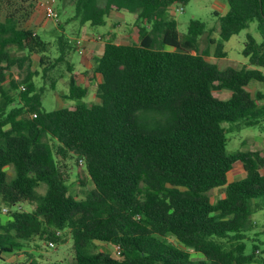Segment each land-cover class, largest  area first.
Returning <instances> with one entry per match:
<instances>
[{
  "label": "trees",
  "instance_id": "trees-1",
  "mask_svg": "<svg viewBox=\"0 0 264 264\" xmlns=\"http://www.w3.org/2000/svg\"><path fill=\"white\" fill-rule=\"evenodd\" d=\"M34 1L0 0V214L5 204L11 215L0 219V256L25 252L34 260L27 250L34 238H70L76 264H264V246L250 250L246 240L264 201V156L228 149L235 127L264 131V91L247 87L264 82V0H226L227 11H215L220 47L255 19L262 37L247 34L248 62L226 69L200 51L210 33L205 23L192 19L185 34L178 30L169 8L190 0H70V20L81 27L106 25L113 11L135 15L138 41L108 39L97 58L102 80L91 104L67 59L65 35L51 58L50 42L24 26ZM14 49L39 54L44 78L65 63L67 98L76 104L42 110L44 87L32 74L10 85L17 94L2 87ZM57 154L83 159L94 184L84 198L71 191ZM237 162L245 174L230 180ZM221 187L225 195L213 201L209 192Z\"/></svg>",
  "mask_w": 264,
  "mask_h": 264
},
{
  "label": "rangeland",
  "instance_id": "rangeland-1",
  "mask_svg": "<svg viewBox=\"0 0 264 264\" xmlns=\"http://www.w3.org/2000/svg\"><path fill=\"white\" fill-rule=\"evenodd\" d=\"M43 1L46 0H35L33 2L31 16L24 22V26L34 29L36 33L43 35L50 42L49 56L51 58L56 57L58 54L57 42L60 34L63 33L65 35L68 40L67 59L73 66L83 71L85 67L83 63L88 66L91 65V67H87L88 70L86 72L84 71V75L79 76L77 74L80 82H84L90 89L84 100L90 104L98 101L96 92L100 81L94 76V68L104 43L108 39H113L121 43L135 42L138 36L137 29L129 26L132 25V22L130 24L127 23L129 21L125 23L123 13L126 11H114L110 17V21L108 19L107 25L91 27L90 23H87V26L91 28L89 30L86 24L81 27L77 22L70 20L73 14V8L68 5L70 0L54 1V7L58 13V20H54L46 14V10L42 4ZM226 4V0H190L186 4H174L169 8L170 14L178 23V30L181 34H185L188 31V26L192 19H198L205 23L210 33L203 35L201 38L200 51H204L206 59L216 63L220 69H226L228 66L240 67L248 62V58L243 55L247 34L250 33L258 41H262L258 29V21L255 19L250 23L249 27L234 34L230 40L225 41L220 47V22L215 11L224 13ZM4 13L5 9L3 8L0 13V18H2ZM130 14V12L127 13L131 17ZM109 22L111 24L110 28ZM99 36L100 38H98ZM79 38L83 40V51L81 52L77 49L76 44ZM208 38H213L215 42L209 43ZM12 58L11 62L4 63L8 65V71L6 73V79L1 83L2 87L17 94L16 90L10 89V85L13 81L22 82L29 74H32L37 89L39 90L41 87H44L42 110L51 111L60 107L71 108L76 104L74 100L67 98L70 73L65 63H61L54 69L49 70L44 78L42 70L46 65L39 64V54H27L26 52L14 49ZM262 70L264 72V68ZM89 82L92 84H89ZM247 87L253 94H256L258 91H264V82L255 81ZM215 95L226 98L230 95V91L217 90L215 91ZM16 103L19 105V100ZM226 125L228 126V124ZM229 138L228 149L230 151H259L264 156V131L262 129L257 127L237 129L235 127L233 132L229 134ZM48 142L54 146V150H57L55 147L57 143L55 141L49 140ZM57 159L59 165L62 166V169L66 173V179L71 186V191L78 198H84L88 190L94 187L93 182L88 176L84 161L80 162L79 160L77 162L75 155L62 157V155L57 154ZM7 172L9 177H12L14 175L13 167L8 166ZM262 172L264 173V166L262 167ZM243 175V164L237 162L229 173V179H238ZM38 190L44 193L46 185L41 184ZM209 195L215 201L217 198L225 195V187L214 188L209 192ZM22 206L25 209H31L34 207V204L29 205L25 202ZM5 207L8 206L3 204L0 214V219L3 223L11 218L10 212L4 211ZM252 219L254 227L247 233L246 238L250 250L253 244H257L260 247L264 246V201L262 202V209L254 213ZM30 244L27 250L33 254L34 260L28 259L25 252H18L15 254H3L0 256V264H32L31 262H36L37 264H76L73 241L70 238H68L66 243H56L55 247H51L47 242H43L38 238H34ZM98 248L113 255L117 252L116 246L113 244H99ZM256 253L257 255H261V251H256ZM192 254L195 258L199 257L198 253L193 252Z\"/></svg>",
  "mask_w": 264,
  "mask_h": 264
},
{
  "label": "built area",
  "instance_id": "built-area-1",
  "mask_svg": "<svg viewBox=\"0 0 264 264\" xmlns=\"http://www.w3.org/2000/svg\"><path fill=\"white\" fill-rule=\"evenodd\" d=\"M54 1L55 0H46V1H43L42 4H43V6H44V8L46 10V14L48 15V17H50V18H52L54 20H58V13H57V11H56V9L54 7ZM181 10H182V8H181ZM98 38H100V36ZM76 44H77V49L80 52L83 51V40L81 38H79L77 40ZM21 89L22 90H25L26 89V86L24 84H22L21 85ZM32 116L33 117H36L37 114L34 113ZM80 162H83V159H80ZM17 207L20 208L21 206L20 205H17ZM4 211L5 212H8V211H10V208L5 207L4 208ZM57 234L58 235H61L62 234V231L58 230L57 231ZM48 245H50L51 247H55L56 246V242L51 240V241L48 242ZM116 250H117V253L120 254L119 247H116Z\"/></svg>",
  "mask_w": 264,
  "mask_h": 264
},
{
  "label": "crops",
  "instance_id": "crops-1",
  "mask_svg": "<svg viewBox=\"0 0 264 264\" xmlns=\"http://www.w3.org/2000/svg\"><path fill=\"white\" fill-rule=\"evenodd\" d=\"M224 11L226 12L227 11V4H226V7H225V9H224ZM114 12V11H113ZM113 12L110 14V16H109V21H110V17L112 16V14H113ZM224 12V13H225ZM127 13L128 12H124L123 13V18L125 19L124 21H125V23L127 22V21H129V22H127L128 24H130L131 22V24L132 25H129V26H131V27H133L134 29H137V27H136V25H135V15L133 14V13H131L130 15H131V17L129 16V15H127ZM127 15V16H126ZM108 19H107V23H106V25L108 24ZM91 26V25H90ZM110 26H111V24H110V22H109V28H110ZM86 27H87V29L89 30V29H91L90 27H88L87 26V24H86ZM91 27H93V26H91ZM108 28V29H109ZM137 31V30H136ZM116 41V40H115ZM135 41H138V36H137V40H135ZM116 42H118V43H121V42H119V41H116ZM104 45H105V43H104ZM104 45H103V48H102V51H101V53H100V55L98 56V57H100L101 55H102V53H103V50H104ZM80 57H82V55H80ZM97 57V58H98ZM83 65L85 66L84 67V70L83 71H80L79 69H77V67H75L74 66V72L76 73V75L77 74H79V76L80 75H84V71L86 72L87 70H88V68L87 67H91V65H86L85 63H83ZM94 76L95 77H97V80L98 81H101V76L99 75V74H97V73H95V71H94ZM77 80H78V83L80 84V85H82V86H84V87H87L88 88V85H86L84 82H80V80L77 78ZM91 82H93V81H91ZM89 84H92V83H90L89 82ZM90 91V89L88 88V92ZM231 172V171H230ZM244 174H245V171H244ZM243 177V176H242Z\"/></svg>",
  "mask_w": 264,
  "mask_h": 264
}]
</instances>
